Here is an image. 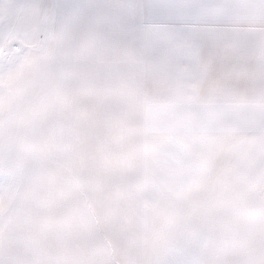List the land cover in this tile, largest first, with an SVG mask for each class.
<instances>
[{"label": "snow or ice", "instance_id": "1", "mask_svg": "<svg viewBox=\"0 0 264 264\" xmlns=\"http://www.w3.org/2000/svg\"><path fill=\"white\" fill-rule=\"evenodd\" d=\"M0 264H264V0H0Z\"/></svg>", "mask_w": 264, "mask_h": 264}]
</instances>
